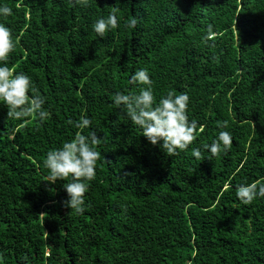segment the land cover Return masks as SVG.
Masks as SVG:
<instances>
[{
	"label": "trees",
	"instance_id": "trees-1",
	"mask_svg": "<svg viewBox=\"0 0 264 264\" xmlns=\"http://www.w3.org/2000/svg\"><path fill=\"white\" fill-rule=\"evenodd\" d=\"M0 3L13 9L0 22L14 41L0 63L25 72L49 112L13 119L0 102V264H264V197L235 194L264 183V0ZM114 8L117 27L98 36L93 21ZM141 67L157 100L188 93L197 129L186 149L165 153L112 103L139 91L129 77ZM82 115L101 155L77 214L63 203L70 178L46 181L42 161L87 134L69 123ZM222 121L228 149L195 158Z\"/></svg>",
	"mask_w": 264,
	"mask_h": 264
},
{
	"label": "clouds",
	"instance_id": "clouds-1",
	"mask_svg": "<svg viewBox=\"0 0 264 264\" xmlns=\"http://www.w3.org/2000/svg\"><path fill=\"white\" fill-rule=\"evenodd\" d=\"M76 2L86 5L88 0ZM12 12L13 9L7 3H0V17L10 16ZM118 19L114 8L106 16H98L92 23V30L102 37L106 31L117 27ZM136 23L137 18L133 16L128 20L127 26L134 28ZM211 35V31L206 32L203 41L206 43ZM13 49L11 29L6 23L0 22V61H5ZM129 82L142 86L136 93L116 91L112 103L123 106L128 119L139 127L146 140L153 145L159 141V147L165 153L175 154L178 150L186 149L194 140L197 129V121L189 119L186 111L189 106L188 93L181 90L176 94L170 88L157 100L153 93V81L146 67L136 69L129 77ZM30 92H36V89L25 72L13 73L6 63H0V102L7 107V116L13 119L31 116L38 122H43L48 117L49 112L42 107L45 104L44 97L39 94L29 95ZM69 123L74 124L77 129L89 130L87 134L77 131L70 139L62 141L59 147L47 150L42 163L48 169L46 181L70 178L69 182L63 184L67 194L63 203L79 214L84 209V194L89 187L88 182L96 176L95 165L101 154L96 150L99 138L89 127L88 116L82 115L74 122L69 120ZM227 123L218 122L220 130L216 136L208 144L192 147V155L200 159L202 148L207 149L212 156L226 151L232 143ZM235 194L240 202L249 204L256 198L264 197V183H240L236 185Z\"/></svg>",
	"mask_w": 264,
	"mask_h": 264
}]
</instances>
